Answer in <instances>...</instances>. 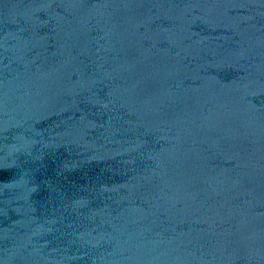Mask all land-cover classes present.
<instances>
[{"label":"water","instance_id":"water-1","mask_svg":"<svg viewBox=\"0 0 264 264\" xmlns=\"http://www.w3.org/2000/svg\"><path fill=\"white\" fill-rule=\"evenodd\" d=\"M0 264H264V0H0Z\"/></svg>","mask_w":264,"mask_h":264}]
</instances>
